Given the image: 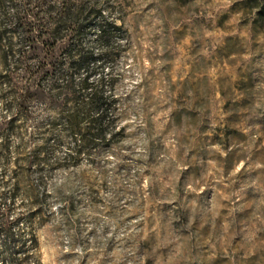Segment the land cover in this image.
<instances>
[{
    "label": "rangeland",
    "instance_id": "rangeland-1",
    "mask_svg": "<svg viewBox=\"0 0 264 264\" xmlns=\"http://www.w3.org/2000/svg\"><path fill=\"white\" fill-rule=\"evenodd\" d=\"M0 264H264V0H0Z\"/></svg>",
    "mask_w": 264,
    "mask_h": 264
}]
</instances>
